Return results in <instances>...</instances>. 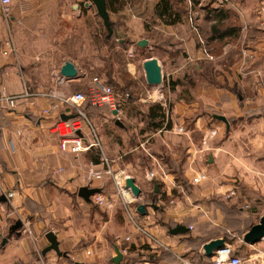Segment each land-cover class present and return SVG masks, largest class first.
<instances>
[{"label":"crops","instance_id":"crops-1","mask_svg":"<svg viewBox=\"0 0 264 264\" xmlns=\"http://www.w3.org/2000/svg\"><path fill=\"white\" fill-rule=\"evenodd\" d=\"M123 1L115 11L108 10L112 23L115 17L121 19L113 25V34L129 44L147 40L144 49L150 53L142 58L141 66L151 56L162 66L169 111L159 128L129 133L123 120L136 117L129 114V103L119 101L116 115L109 108L122 121L120 125L114 120L123 131L115 157L104 151L100 136V147L79 153L60 148L51 126L56 116L73 114V109L59 95L71 93L66 91L69 83L83 87L87 67L66 57L51 62L47 76L41 68L46 50L64 46L66 39L59 34L65 30V19L73 13L80 20L94 4L90 0H11L8 14L0 10V88L18 96L14 107L0 105V264H114L115 247L120 252L127 248L122 259L126 254L142 258L132 264H203L214 259V255L204 254L203 244L219 237L242 264H264V240L248 243L242 239L264 214V29L258 26V2L195 0L190 4L183 0L180 21L163 23L154 13L157 0ZM221 7L225 10L219 18L216 10ZM229 26L235 28L223 34V28ZM67 59L77 68V77L57 87L55 78ZM132 65L134 62H128L130 72ZM92 79L89 92L95 85ZM170 80L175 82L172 88ZM52 87L58 96L46 95ZM26 90L33 93L24 96ZM54 103L57 108L52 109ZM132 103L141 109L136 106L139 99ZM106 106L91 104L87 108L100 112ZM44 108L50 113L43 114ZM88 109L89 116L85 115L93 125L97 118V124L110 119ZM215 113L226 121L214 117ZM168 120L171 125L165 128ZM177 126L185 129L183 133L176 131ZM210 129H216V135L203 145L202 138ZM129 136L136 141L126 146ZM206 146L209 148L195 154ZM137 149L148 157V164L126 158L127 152ZM97 150L100 155L95 161ZM147 151L163 162L167 181L139 174L141 168L145 171L154 164ZM205 153L207 158L202 161ZM103 154L111 158L113 170L122 167L130 173L141 188V197L147 182L152 185L149 191H160L157 202L162 210L151 212L144 204L146 212L140 213L135 203L141 230L129 221L115 190L107 188ZM168 156L173 165H180L178 178L167 169L164 159ZM90 163L103 173L86 181ZM198 171L206 172L208 178L201 182L208 186L198 188L196 184L201 182H191ZM169 182L180 186L183 194L177 186L168 194ZM87 185L111 196L113 205L103 209L79 196L78 188ZM7 191L13 192L12 197ZM162 193L167 199H162ZM172 196L176 198L170 202ZM12 212L24 213L20 233L9 231L13 221L7 224L9 233L5 235L3 219L7 221ZM178 223L188 230L171 233L170 228ZM49 230L55 232L64 255L54 250L43 253ZM126 236L130 238L126 240ZM147 255L155 257L154 261L146 260Z\"/></svg>","mask_w":264,"mask_h":264},{"label":"rangeland","instance_id":"rangeland-1","mask_svg":"<svg viewBox=\"0 0 264 264\" xmlns=\"http://www.w3.org/2000/svg\"><path fill=\"white\" fill-rule=\"evenodd\" d=\"M258 2V0H252V4H255ZM256 7V5L253 7V9ZM70 8V6H69ZM81 10V7H80ZM72 11V10H70ZM116 16V15H115ZM114 17V15H113ZM75 15L72 13V15L65 19V25L63 29H65L63 32H60V36L65 37L64 46L58 47V48H51L50 50H46V56L43 59L42 63V72L44 76H47L49 74V70L52 69L51 62L53 61H60L63 58L66 57H73L78 60L79 64L83 65V67H87V77H86V84L81 88L73 83H69L66 86V91L68 92H76L80 91L84 94V96L89 94V90L91 87V84L89 83V80L92 79V77L101 78L105 82L111 84L114 88V93L116 95V98L118 97L121 99H125V102H128L127 110L130 115H135L136 117L132 119H125L123 120V123L126 125V128H128V132L132 133L133 130H149L147 129V124L145 120V114L141 111V109H145L147 104L150 103H157L155 100L156 96V87L155 85H150L145 81V75L143 71V66H141V60L144 56H147L150 53V49L146 50L144 49V46H139L136 43L129 44L128 41L125 43H119L116 39V34H113V36L106 41L104 38V32H106L105 27L102 23V19L99 18L96 15V9L93 5L92 10L87 11L83 13L80 20L75 19ZM116 21L113 23L114 25L120 24L121 19L118 17H115ZM62 29V30H63ZM151 37L153 38V33H150ZM149 35V36H150ZM51 37L49 34L47 35ZM58 36V35H56ZM97 36V39H96ZM105 39V40H104ZM148 45V43H147ZM146 45V46H147ZM128 48L132 50V53L128 52ZM128 62H134V65H132V71L130 72L128 66ZM132 73V74H131ZM165 85V81L163 78V82L161 83ZM165 86H163L161 89L165 93ZM127 93L128 95H125ZM125 95V98H124ZM117 98V99H118ZM135 99H139V104L136 105L137 107L141 109H136L132 101ZM120 101V100H119ZM86 103H90V101L86 98L85 102L82 104V108L87 113V107H85ZM91 105V104H90ZM107 110L102 109L100 112L96 109H88L89 111L96 112L95 115L106 117L110 116V119L108 121H104L102 123H98L99 120L94 117L92 118L94 120V125L96 131L98 132V135L101 138V146L106 151V153L110 157H115L117 155V152H119V144H121V134L123 131L114 123L115 116L110 114V110L108 106ZM73 110H75L73 108ZM89 116V114L87 113ZM133 136V135H132ZM132 136L130 139L127 138V144L126 146L133 145L136 140L132 139ZM129 144V145H128ZM130 148H127L129 150ZM126 150V151H127ZM99 150H97L96 153H98ZM207 153V152H206ZM206 153L204 157L202 158V161H204L207 156ZM126 158H136L137 160L141 161L143 163L142 166H144L146 163H149L148 157L143 156L139 149L135 152H127L125 155ZM135 159V161H136ZM131 160V159H130ZM133 165L136 163L133 161ZM118 164H121L119 161ZM137 166V165H135ZM134 166V167H135ZM138 167V166H137ZM143 168L140 169L141 175L145 174V171H142ZM107 180L108 184L106 185L107 188L110 191L114 192V184L112 177L107 174ZM204 184L201 182V184H196V187L201 188V185ZM204 186H208L204 184ZM212 186V184H211ZM147 191L143 190L144 194L143 196L136 199L137 202H145L146 206L150 207L149 211L152 212V210L157 208L156 210H162V204L158 205L157 200H152L149 198V196L152 194L151 188L152 185L147 182ZM197 188V189H198ZM225 192V191H224ZM226 191L225 193H227ZM96 205V204H95ZM24 216L23 214H19L18 212H12V215L8 218L7 221L4 217L5 225L3 227V232L5 235H8L9 232H7V224H11L15 219H21V217ZM138 218V217H137ZM156 222H161L160 220H157ZM139 258H136L135 256H127L125 257V263L123 264H132L133 261L138 260ZM142 259V258H141Z\"/></svg>","mask_w":264,"mask_h":264},{"label":"built area","instance_id":"built-area-1","mask_svg":"<svg viewBox=\"0 0 264 264\" xmlns=\"http://www.w3.org/2000/svg\"><path fill=\"white\" fill-rule=\"evenodd\" d=\"M227 1V0H221ZM189 3H192V0H189ZM11 8V0H0V10L4 14H8ZM258 14V26L264 29V0L258 1L257 11ZM66 79L60 73L57 74L55 78V84L59 87ZM93 83H95L94 87L91 89L89 94L84 96V94L80 91L71 92L68 95L61 94L52 87L50 90L46 92V95L49 97L58 96L59 100L62 103H65L67 106H71L73 110V117H69L68 119H63L59 115L56 116L52 126L51 132H54L58 135L60 139V148L66 151H72L75 153H79L82 151H86L90 149V147L97 146L100 147V139L98 132L96 131L95 126L90 122L88 117L83 112L82 104L85 102L87 98L91 104L96 106H101L106 104L110 109L116 110L118 112L119 109V99L116 98L114 93V88L111 84L105 82L101 78L93 77ZM156 96L154 97L157 102L160 103L161 107L164 109L165 114H168L169 111V102L168 98L165 97L164 92L162 91L163 84L156 85ZM33 92L24 91V96H29ZM262 95L264 96V83L262 87ZM17 95L11 94L5 90V88H0V105L6 107H14L16 105ZM57 108V103H54L52 109ZM50 109L44 108L42 109L43 114L50 113ZM176 131L179 133H183L185 129L182 126H177ZM216 129L208 130L203 138L202 144L205 145L206 141L216 135ZM209 147L206 146L201 148L200 150H196V153L200 151H204ZM147 155L152 162L154 163L151 168H147L145 170V177L149 180L153 178L160 179L162 181H167V172L165 169V165L160 161L159 158L155 157L152 153L147 151ZM101 163L104 164L103 172L110 175L113 180L115 194L118 196L120 203L123 206L124 211L128 215L129 221L138 229H142L137 224V211L135 207L136 199L132 196V193L128 188H126L125 183L126 177L131 176L130 173L125 168H119L116 170L112 169L111 163L112 160L105 154L101 156ZM91 165L88 168L86 181H90L91 179H98L102 175V171L95 168V164L90 163ZM62 169L61 167L59 170ZM207 174L204 171H198L191 176L192 183H200L202 180L207 179ZM170 183V182H169ZM177 186L174 182L170 183L168 189V194H171L172 187ZM179 190L181 194H183V189L180 186ZM179 191V192H180ZM229 193H233L232 191ZM7 196L12 197L13 192L7 191ZM91 200L100 208H109L113 205V199L111 196L107 194H103L102 192H95L90 195ZM175 196H172L169 201L173 202L175 200ZM192 227L191 225H189ZM130 237L126 236L125 239L128 240ZM90 251V250H89ZM89 251H87L89 253ZM231 246L224 245V247L219 248L214 255V259L211 263H203V264H242V259L237 255L233 256L231 254ZM127 248L123 247L121 249V253H126ZM185 264H194L187 262Z\"/></svg>","mask_w":264,"mask_h":264},{"label":"water","instance_id":"water-1","mask_svg":"<svg viewBox=\"0 0 264 264\" xmlns=\"http://www.w3.org/2000/svg\"><path fill=\"white\" fill-rule=\"evenodd\" d=\"M96 8L97 15L100 16L103 20V24L105 26V29L107 31V36L110 37L112 35L113 29H112V22L109 18V11L107 8V2L105 0H90ZM137 44L139 46H144L147 44V40L145 38H141L137 40ZM144 74H145V81L150 85H159L163 82V71L162 66L159 64L157 58L155 56L148 57V59H145L142 63ZM60 74L64 76L66 80L77 77V68L74 66L73 62L69 59L63 62V64L60 66ZM112 113L116 115L117 111L113 110ZM74 114L66 115L64 113L60 114V117L63 119H68L69 117H73ZM214 117L220 118L224 121H226V118L218 113H215ZM116 124L122 125V121L120 118H116L115 120ZM126 183L125 186L130 190L132 193V196L135 198L140 197L141 188L136 183V180L132 177H126L125 178ZM155 188L156 185H155ZM99 187H89L87 186H80L78 188V195L83 197L86 201L90 200L89 197L90 194H93L95 192H99ZM137 211L140 213H145V205L141 202L137 204ZM22 226V222L20 219L15 220L13 224H11L9 231L11 232H17L20 233L18 230ZM188 226H184L183 224H175L170 228L171 233H184L188 230ZM46 237L49 241V244L45 246L43 253H45L48 250H54L57 255H64L63 251L60 250L58 246V240L56 237V234L53 230H49L46 233ZM243 241H246L248 243L255 242L256 240L263 239L264 240V214H262L258 220V222L253 223L248 231H246L243 234ZM225 242L223 241L222 237L214 238L211 240H208L203 244V250L204 254L206 256H213L215 255L216 251L219 250V248L224 247ZM122 259V254L118 247H115V255L112 256L111 260L114 262V264H119L120 260Z\"/></svg>","mask_w":264,"mask_h":264},{"label":"trees","instance_id":"trees-1","mask_svg":"<svg viewBox=\"0 0 264 264\" xmlns=\"http://www.w3.org/2000/svg\"><path fill=\"white\" fill-rule=\"evenodd\" d=\"M107 2V8L110 11H115V9H117L118 7L122 6V4L124 3L123 0H105ZM195 0H192V2L194 3ZM184 2L183 0H157V2L155 3L154 6V13L156 15V17H158L159 19L162 20V22L164 23H175L180 21L181 19V14L184 12ZM224 8H219L216 10V15H219V18L222 17V14L224 12ZM113 23L111 24L112 28H113ZM105 27V26H104ZM235 26H229L226 28H223L222 33L226 34L231 29H234ZM218 29V28H217ZM106 30V29H105ZM107 31L104 32V38L106 39V41H108L112 36H113V32L112 35L110 37L107 36ZM104 39V40H105ZM119 43H125L126 40L123 41H118ZM175 84V82H173L172 80H170L169 82V87L172 88L173 85ZM125 95H128L127 93H125ZM124 95V98H125ZM118 98V97H117ZM119 99V98H118ZM121 102H123L125 99H123V97L121 99H119ZM90 105V103H86L85 107H88ZM83 112H85V114L87 115L86 111L83 109ZM145 114V120H146V124H147V129L151 130V129H155V128H159L160 126H162L163 122L166 121V114L164 112V109L161 107L160 103H150V105H148L147 109H145V111L143 112ZM171 122L170 120L167 121V124L165 125V128L170 127ZM99 151L96 154V157H94L95 161H98V157H99ZM164 162L168 164V170L169 171H173L176 175L177 178L178 176L181 175V168L180 165L174 164V162H172L171 157H165ZM158 189H159V184H158ZM152 194L149 196V198L152 200H157L158 199V193H160V191H155L154 189H152ZM162 199H167L165 193L161 194ZM137 203H141V202H137ZM143 204H146L145 202H143ZM134 248V247H132ZM128 254L123 256L122 261L120 262V264L125 263V257H127ZM155 257H150L149 255L146 256V260H153L154 261ZM138 260H141V258H139ZM136 260V261H138Z\"/></svg>","mask_w":264,"mask_h":264}]
</instances>
